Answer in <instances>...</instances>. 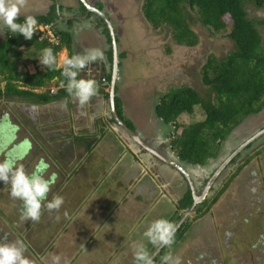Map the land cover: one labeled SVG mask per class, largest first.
Returning <instances> with one entry per match:
<instances>
[{"label": "rangeland", "instance_id": "rangeland-1", "mask_svg": "<svg viewBox=\"0 0 264 264\" xmlns=\"http://www.w3.org/2000/svg\"><path fill=\"white\" fill-rule=\"evenodd\" d=\"M87 1L92 4L102 3L113 25L117 26V32L116 30L115 32L117 38L119 37V53L125 55L118 61L119 64L121 63L118 72V85L120 84L118 95L123 97L126 108L135 119L143 113H150L151 99L153 101L156 98L157 102L162 94L175 87L189 86L205 97L208 88L202 83V68L207 63L208 57L215 55L218 59H222L234 47L226 36H213L195 20L191 28L198 34L199 44L194 48L176 45L169 30L155 31L145 20L142 13L143 0ZM76 2L78 3L77 0H63V6L77 10ZM51 3V0H24V6L20 9L19 15H27L32 11L45 14ZM82 12L81 10L78 15ZM250 15L264 19V10L251 9ZM90 16L92 19H98V16L93 13H90ZM84 17L87 18V13L81 16V20L75 22V28L82 32L96 33L91 22L87 21L89 19L85 20ZM225 21L228 25L231 24L228 16L225 17ZM2 30L3 27L0 25V41L5 35ZM260 32L264 39V30ZM168 45L171 47V54L166 51ZM61 52L58 54L59 67L64 66L63 60L67 56L66 53ZM104 54L102 61L106 62L108 58L106 52ZM19 66L22 67L20 64ZM27 66L31 67V70L35 67L30 62ZM3 86L4 82H1L0 87ZM107 91H109L108 88ZM24 107L23 100L0 97V120L5 117V113H13V116L16 113L26 118L22 120L19 130L15 133V139L13 135L7 137L6 132L3 135V130L0 129V160L15 156L13 154L15 144L25 138L28 139L26 146L22 147L23 156L18 160V164L23 165L26 172H31L39 158H43L49 164L45 173L46 177L54 171L56 173V184L50 188L47 199L51 200L53 195H62L64 203L59 211L51 212L42 205L38 221L21 220V201L10 196L9 184L0 182V238L27 242L29 246L25 256L33 264H45L52 255H60L68 261V264H131L134 261L133 246L142 244L147 248L150 242L143 235L147 226L159 218L170 219L171 213L177 207L174 200L179 198L181 193L184 194L187 184L182 190L172 183V189L163 188L162 190L167 189L165 193L159 192L160 196L154 195L149 201L147 197L148 202L130 198L126 200L128 206H125V210L117 212L116 208L120 207L117 202L121 201L123 194L122 191H117L119 187L114 181L119 179L121 170L114 171V174L102 183L99 181L106 174L105 169L97 171L99 175L95 180L90 170V174L83 181L77 182L80 175L72 179H64V176L59 174V170H56L54 162L49 159L53 153L50 145L40 138L33 137L38 132L35 127L37 125L42 127L44 123L29 119L28 114H25L23 110ZM131 109L137 113H133ZM43 110L39 113L42 114ZM50 113L53 116L51 119L54 120H60L62 116L60 110H48L43 113L42 118L50 119L48 117ZM13 116L9 119L12 123L17 122ZM203 118L201 110L196 108L193 115L183 114L178 121L183 129L184 126L201 121ZM136 123L141 127L148 124L151 128V123L142 120V116ZM262 128H264V111L247 117L226 139L221 153L226 158L234 152L236 147ZM57 129H60V126ZM145 130L147 131L146 127ZM168 134H170L169 130L165 139L167 145L171 142ZM39 146L44 148L34 153L33 151ZM253 147L243 153L236 160L237 164L231 165L230 168L235 167L233 171L236 172L240 165H244L249 154L255 155L250 161L251 164L244 167L238 177L230 183L218 203L212 206L211 210L204 211L200 221L198 219L193 222L192 227L196 226V229L190 230L172 251L168 248L166 255L171 253L173 257H179L180 260L202 255L205 264H264V141L256 143ZM255 150L259 154L257 152L254 154ZM92 158L101 159L103 154L99 151ZM173 158L181 162L177 156ZM163 166L165 168L160 171V174L166 178H173L175 173L173 169L164 164ZM228 171L224 172V178ZM175 177L177 181L182 178L176 173ZM94 181L98 182L97 185L100 187L94 185ZM82 183L84 186L79 185ZM253 188L255 191H252ZM136 191L137 189L134 193ZM237 202L239 204H235ZM235 205L240 207L236 208ZM128 207H130L129 211ZM254 210H257L259 214H254ZM248 215L252 220L251 224L247 223ZM188 218L194 220V215L190 214ZM232 219L235 223L230 225ZM243 221L244 226H238ZM253 226L259 230L258 234L257 232L253 234ZM97 234H99L98 237L88 251L75 258L79 255V248L85 245L87 239ZM159 263L164 264L162 261Z\"/></svg>", "mask_w": 264, "mask_h": 264}, {"label": "trees", "instance_id": "trees-1", "mask_svg": "<svg viewBox=\"0 0 264 264\" xmlns=\"http://www.w3.org/2000/svg\"><path fill=\"white\" fill-rule=\"evenodd\" d=\"M81 6L84 12L86 9L83 4ZM102 6L98 5L101 10ZM55 8L53 5L51 12L46 14H30L36 17L39 25L31 40H25L22 35L11 33L5 27L4 39L0 41V83L4 82V86L0 87V97L10 100L20 98L27 104L36 105L72 98L65 87L61 86L64 77L61 75L63 67L58 66V54L66 49L69 57L72 56L73 43L69 31L55 25L58 19ZM251 9L264 10V0H143L142 13L145 20L155 31L169 30L173 42L178 46L194 48L199 44V36L191 28L193 20L213 36H226L234 45L222 59L215 55L208 57L202 68V83L208 88L205 97L189 86L172 88L159 97L155 107L156 115L169 128L171 150L186 165L204 166L209 160L218 157L223 143L233 130L247 117L264 111V39L260 32L264 30V19L252 17ZM25 16H18L17 22L23 23ZM226 16L231 20L230 25L225 21ZM42 27L54 31L56 42L43 37V32L39 30ZM103 31L111 44L108 29L105 27ZM45 47L53 50L57 63L55 69L39 65ZM166 51L172 53L170 45L166 46ZM107 55L112 63V49ZM124 56L119 54L120 59ZM26 62L33 63L34 73L29 71ZM109 75L106 73L107 81L110 80ZM105 96L109 98V93H105ZM115 106L119 118L129 129L134 130L133 122L124 114L123 103L118 95L115 96ZM196 108L201 110L204 118L181 129L178 119L183 114L193 115ZM112 122L115 121L112 119ZM85 147L89 153L92 152L93 147ZM224 191L225 187L213 200L197 207L196 213L209 210ZM192 203L193 198L188 191L168 220L175 225ZM196 213L192 214L195 215L194 220L188 218L180 227L174 235V243L170 247L165 246L153 264H158L168 248L172 250L185 238L197 218ZM98 235H91L85 245L79 248V255L75 258L85 254ZM25 244L29 246L27 242ZM157 247L152 243L147 245L150 256Z\"/></svg>", "mask_w": 264, "mask_h": 264}, {"label": "flooded vegetation", "instance_id": "flooded-vegetation-1", "mask_svg": "<svg viewBox=\"0 0 264 264\" xmlns=\"http://www.w3.org/2000/svg\"><path fill=\"white\" fill-rule=\"evenodd\" d=\"M51 1H52V3L50 5V8L48 9V11H46V13L51 12L53 5L56 6L55 12L58 15V19L55 21V25H57V27L62 29V30L69 31V33L71 35L72 43H73V54L85 53L92 48H99L103 51V53L106 52V54L110 49H112V52H113L112 41H111V44L108 43L107 37L103 31V29L105 27L107 28L105 21L98 14H96L94 12H88L86 7L84 6V4L81 2V0H77L78 3L76 2L78 5L77 10L74 8H71V7H64L63 6V0H51ZM88 3H90V2H88ZM82 4L86 9L84 11L85 13L82 12L81 14L78 15V13L82 10V6H81ZM90 4L94 7H96L97 9H99L100 11H102L110 19V16L108 15L107 11H105L104 6H102V8H103L102 10L98 7L99 4L103 5L102 3L97 2L94 4H92V3H90ZM79 6H80V10H79ZM24 13H27V12H24ZM39 13H40V11H38V12L32 11L31 13H27V15L28 14L29 15L30 14L37 15ZM86 13H87V18H85V17L84 18H85V20L89 19L87 21L91 22V26L94 27L96 33L95 32H93V33L82 32L80 29L75 28V22L81 20L82 19L81 16H85ZM90 13H93L96 16H98V19H96V20H95V18L92 19L91 18L92 16H90ZM112 24H113V22H112ZM0 25L3 27L2 31L4 33L5 26L3 25L2 20H0ZM55 25H54V27H55ZM113 26L117 32V26H115V25H113ZM117 42H119V37L117 39ZM118 50H119V43H118ZM66 55H67L66 57H69V52L67 50H66ZM107 58H108V55H107ZM27 68L29 69L28 66H27ZM119 69H120V66L118 64V72H119ZM34 70H35V67H34ZM106 73L110 74L109 75L110 76L109 81H107ZM94 74H95V76H94ZM96 74H97V76H96ZM81 76H83L85 79L95 80L97 82V85H98V92L102 90L101 88H104V87H102L103 85H105L108 88V90L110 91V85H111L112 76H113V58H112V63H110L109 59H107L106 62H104V61L93 62L92 65H90L88 70H82ZM118 77L119 76L117 74V80H116V86H115V95H118V92L120 90V88H119L120 84L118 85V79H119ZM107 88H105V89H107ZM116 89L118 90V92H116ZM109 91L107 93H109ZM14 99L15 98H13L12 100H14ZM18 99L22 100L20 98H18ZM150 101H151L150 103H151L152 109H151L150 113H143L142 120H145V122L151 123V128L148 124H145L143 127H141L137 124L134 125V123H133V126L135 129L132 130L130 128L132 130L133 134L129 135L127 132H125L123 127L119 126L118 123L112 122L117 127L119 132L122 133V136L136 150V154H135L134 159H131V162H132V168L130 171L131 177L133 178L134 175H136L140 171V170L135 169V164H136L135 161H138V163H139V161L144 160L145 163H147V167H148V169H146V171H145L146 172L145 176L146 177H148V175L151 176V178H150L151 184H155L156 182H158L160 189H161V187L167 188V189L168 188L172 189L173 188L172 183H175L176 187L178 189L182 188V190L185 189L186 184H187V189L185 191H183L184 194L181 193V196L179 198H177L176 200H174L176 202L177 207L179 206L181 199L184 198L185 194L188 191L191 192L192 198H193V194L195 191V193L198 196L199 202L197 203V206L193 209L191 214L196 213L197 207L203 205L208 200L209 201L213 200L215 198V196L224 187H225V191H226V189L228 188L230 183L235 178L238 177V175L241 173V171L244 169V167L251 164L250 161L253 158V156H255V155L249 154V157H247L245 159L244 165H240L237 168L236 172L233 171L235 169V167L230 168L231 165L237 164L236 160L241 155H243V153L250 150L256 143H260V142L264 141V132L261 134V132L264 130V128L257 131L256 134L251 135L246 141H244L238 147H236L234 149V152H232L230 155L226 156V158L224 157V154L221 153V151L223 149V145H222V148L220 150V154L218 155V157L209 160L207 162V164L204 166H195L194 167V166L183 164V162H178L177 161L178 159L175 160L173 158V156H177V155L171 150L170 146L165 143L166 133H167V130H169V128L167 126H165L162 123V121L156 115L155 107L158 103V101L156 102V98L153 99V101H152V99ZM24 104H25V107L23 108V110H24L25 114H28L29 119H31L32 121H38V123H41V121H42V123H44V126H42V127H40L39 125H37L35 127L38 130V132H36L34 134V136H33L34 139L40 138L41 140L46 141L48 144L50 143L51 138H54L55 141L59 140L60 137L62 136V132H64V131L57 129V126L59 125L58 120L51 119V117H52L51 113L48 116L50 119L46 120L47 118H45V119L42 118V115H44L43 113L47 112L48 110L54 109V108H52L53 105L52 104H43V105L27 104V102L26 103L24 102ZM49 106L51 107V109H49L50 108ZM40 109L41 110L44 109L42 114L39 113V111H41ZM123 110H124V108H123ZM40 114H41V116H40ZM10 116H13V113L12 114L8 113L6 117H3L0 120V129L3 130V135H4V132H6V133H8L7 137L13 135L14 136L13 139H15V136H16L15 133L19 130L20 125L22 123V120H26V118L23 115H21V117H20V114L14 113L13 117L17 120V122L12 123L11 120L9 119ZM110 118H111V121H112V119L114 120V118L112 116V112H111V107H110ZM145 127L147 128V131L145 130ZM10 133H12V134H10ZM27 141H29V140L25 138L21 142L15 144V149L13 151V154H15V156H17V155H19L21 157L23 156L22 147L24 148L26 146ZM69 146H70L69 143L62 144L61 145L62 150H60L59 153L62 156H65ZM42 147L43 146H39L38 149H35V151H33V152L35 153L36 151L41 150ZM256 152L257 151L255 150L254 154ZM156 154L161 155L165 161L161 160ZM257 154H259V153L257 152ZM41 159H43V158H39L38 161H40ZM166 161H169V162H166ZM173 163H178L179 165H181V167H183L185 169V171L189 175V178H190L192 184L189 182V180L186 178V176L175 165H172ZM163 164L169 168H172L176 174L181 175L182 178L180 179V181L176 180L175 173L173 171H172L174 173L173 178H170V177L166 178L163 175H161L160 171L163 168H165L163 166ZM50 167H52V166H50ZM240 168H241V170H239ZM199 169L201 171H199ZM226 170H229V171L227 173V176L224 178V172ZM237 172H238V175L236 176ZM55 184H56V180L51 185V187L54 186ZM225 191H224V193H225ZM220 198L217 200V202L214 205H216L218 203ZM235 204H239V202H237ZM214 205H211L209 210H211V207ZM235 206H236V208L240 207L239 205H235ZM209 210L206 209V210H203L202 212L196 213L197 218L195 221H197L198 219L200 221V219L202 218L201 215L203 214V212L204 211L206 212ZM184 212H183V214H184ZM253 213L256 215L259 214V213H257V210H254ZM249 217L250 216L248 215V218ZM231 218H232V216H231ZM233 218L235 219V216H233ZM243 219H247V218H243ZM245 221L247 222V220H245ZM230 223H231L230 225H232L235 222L232 219V221ZM244 223L245 222L243 221L242 223H239L238 226H244ZM247 223H249V224L252 223L251 218H249V221ZM128 228H131V227H128ZM195 229H196V226L191 227V230H195ZM252 230H253L254 235H255V232H257V234H258L259 230L257 228H255L254 226L252 227ZM219 233H220V230H219ZM165 256H166V254H165ZM160 261H162V263L164 262L163 257L160 259ZM180 261L183 264H205L204 258L202 257V255H198V256L195 255L193 257L182 258Z\"/></svg>", "mask_w": 264, "mask_h": 264}, {"label": "clouds", "instance_id": "clouds-1", "mask_svg": "<svg viewBox=\"0 0 264 264\" xmlns=\"http://www.w3.org/2000/svg\"><path fill=\"white\" fill-rule=\"evenodd\" d=\"M23 6L24 0H0V20L11 33H18L25 40H31L39 25L33 15L25 16L23 23L17 22V17ZM103 59V51L99 48H92L85 53H76L65 57L63 60L64 66L61 75L64 79L61 81V86L65 87L69 96L73 97L81 107L87 105L91 98L98 94L97 82L93 79H85L81 76V72L88 70L93 62ZM39 62L49 69L57 67L56 57L50 47L42 49ZM4 116L6 117L7 114L5 113ZM20 159L22 157L17 155L0 160V182L9 184L10 196L21 201V220L38 221L42 205L50 212L59 211L64 203V197L53 195L51 200L47 199L51 185L56 180L55 173L47 177L45 175L49 168L48 163L41 159L31 172H26L23 165L18 164ZM252 191H255V188ZM65 216H67V212H65ZM175 231L174 223L159 218L147 226L143 235L153 245L170 247L174 243ZM26 250L27 245L21 240L8 241L6 238H0V264H33L25 256ZM133 256L134 264H153L152 257L142 244L133 246ZM163 261L164 264H181L180 258L173 257L171 253L164 256ZM45 264H68V261L60 255H52L50 260L45 261Z\"/></svg>", "mask_w": 264, "mask_h": 264}, {"label": "crops", "instance_id": "crops-1", "mask_svg": "<svg viewBox=\"0 0 264 264\" xmlns=\"http://www.w3.org/2000/svg\"><path fill=\"white\" fill-rule=\"evenodd\" d=\"M61 53H66V50H63ZM29 71L34 73L35 70H31V67H29ZM102 87L104 88H101L102 90L83 107L79 106L73 97L70 99L63 98L50 103L53 105L52 108H54L51 111L60 110L62 113L60 120H58V126H60L59 130L64 132H62L59 140L55 141L54 138H51L48 145H50L53 153L49 156V159L54 162L56 170H59V174H62L64 179H72L80 175L77 182L83 181L90 173L95 180L99 175L97 171L105 169L107 172L101 181H99L102 183L106 179H109L114 174V171L120 169L121 174L119 179L116 181L112 180L119 187L117 191H122L123 194L121 201L117 202L120 207L115 210L119 212L125 210V206H128V201L126 200L130 198L148 202L154 195L160 196V193H165L166 189L162 190L163 187L160 189L157 182L151 184V176H145V171L148 167L144 160L139 161V163L135 161V169L140 171L133 178L131 177V159H134L136 150L122 136V133L119 132L114 123H112L110 118V100L105 96V93L108 91L105 89V85ZM118 96L122 100L125 116L134 125L137 124L139 116L141 117L143 114L137 116L136 118L138 119L133 118L126 108L123 97ZM131 111L133 112L132 109ZM94 141H96L95 146L93 145ZM64 143H69L70 146L67 149L66 155L62 156L59 151L62 150L61 145ZM85 145H89L90 148L93 147L92 152L89 153ZM99 151L103 154V158L93 159V155ZM89 170L91 171L90 173ZM97 184L98 182H95L94 185L98 186ZM79 185L84 186L83 183ZM136 189L137 191L134 193ZM129 210L130 207H128ZM129 219H132V217H129ZM137 222L138 224L140 223L139 220Z\"/></svg>", "mask_w": 264, "mask_h": 264}, {"label": "water", "instance_id": "water-1", "mask_svg": "<svg viewBox=\"0 0 264 264\" xmlns=\"http://www.w3.org/2000/svg\"><path fill=\"white\" fill-rule=\"evenodd\" d=\"M81 2L84 4V6L86 7L88 12H94V13L98 14L105 21L107 28L109 30V33L111 36V41H112V46H113V76H112V82H111L110 91H109L111 112H112V116H113L115 122L118 123L121 127H123L125 132H127L129 135H132L133 134L132 130L129 129L128 126L119 118L117 110H116V106H115V96H116L115 95V86H116V80H117V74H118L119 50H118V42H117V36H116L114 26H113L111 20L109 19V17L106 16L102 11H100L96 7L92 6L86 0H81ZM263 132H264V130L261 132V134ZM156 155L161 160L165 161L161 155H159V154H156ZM166 162H169V161H166ZM172 165H175L186 176V178L189 180V182L192 184L188 173L185 171V169L183 167H181V165H179L178 163H173ZM198 202H199L198 196L194 191L193 204H192L191 208H189L187 211L184 212L181 219L175 224V228H176L175 234L179 230V228L185 223V221L188 219V216H190L193 209L197 206ZM164 247H165L164 245H160L157 247V249L151 255L152 261H154L156 259V257L160 254V252L162 251V249Z\"/></svg>", "mask_w": 264, "mask_h": 264}, {"label": "built area", "instance_id": "built-area-1", "mask_svg": "<svg viewBox=\"0 0 264 264\" xmlns=\"http://www.w3.org/2000/svg\"><path fill=\"white\" fill-rule=\"evenodd\" d=\"M39 30L43 32V34H44L43 37H45L46 39H48L51 42H56L55 35L49 27H47V28L42 27Z\"/></svg>", "mask_w": 264, "mask_h": 264}, {"label": "bare ground", "instance_id": "bare-ground-1", "mask_svg": "<svg viewBox=\"0 0 264 264\" xmlns=\"http://www.w3.org/2000/svg\"><path fill=\"white\" fill-rule=\"evenodd\" d=\"M185 43V42H184ZM36 44V43H35ZM39 45V44H38ZM212 58V57H211ZM37 61V60H36ZM208 143V142H207ZM200 158V157H199ZM195 161V160H194ZM200 162V161H199ZM203 162V161H202ZM227 181V180H226ZM180 229V228H179Z\"/></svg>", "mask_w": 264, "mask_h": 264}]
</instances>
